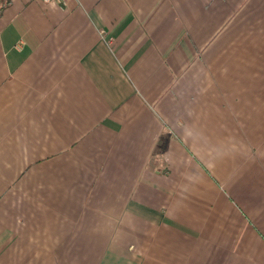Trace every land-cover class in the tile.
<instances>
[{
  "label": "crops",
  "instance_id": "0c3cea01",
  "mask_svg": "<svg viewBox=\"0 0 264 264\" xmlns=\"http://www.w3.org/2000/svg\"><path fill=\"white\" fill-rule=\"evenodd\" d=\"M0 264H264V0H0Z\"/></svg>",
  "mask_w": 264,
  "mask_h": 264
},
{
  "label": "built area",
  "instance_id": "2783aa9c",
  "mask_svg": "<svg viewBox=\"0 0 264 264\" xmlns=\"http://www.w3.org/2000/svg\"><path fill=\"white\" fill-rule=\"evenodd\" d=\"M40 1H42V2H45V3H49V2H51V1H56V0H40ZM17 47L19 46V44L18 45H16Z\"/></svg>",
  "mask_w": 264,
  "mask_h": 264
}]
</instances>
